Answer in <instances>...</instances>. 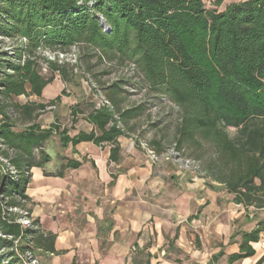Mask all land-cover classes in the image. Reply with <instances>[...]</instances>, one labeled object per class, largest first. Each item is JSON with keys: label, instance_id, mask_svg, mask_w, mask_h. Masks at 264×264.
<instances>
[{"label": "trees", "instance_id": "16d2710c", "mask_svg": "<svg viewBox=\"0 0 264 264\" xmlns=\"http://www.w3.org/2000/svg\"><path fill=\"white\" fill-rule=\"evenodd\" d=\"M6 42L9 51H0V247L10 250L6 256L0 251V264L56 253V234L35 227L38 219L22 225L14 211L31 200L27 190L34 167L55 175L45 169L52 157L44 144L56 127L34 122L46 105L15 103L30 122L21 130L9 111L13 97H40L52 82L53 76L40 72L42 50L67 52L80 45L102 59L133 65L141 87L179 107L174 141L202 160L208 185L220 183L246 212L264 211V0H236L222 10L203 0H0V46ZM50 64L67 76L62 65ZM120 81L105 92L110 105L73 107L74 114L88 110L94 129L74 136L63 130L64 147L107 141L110 159L119 160L118 138L150 108L147 101L124 108ZM81 164L68 158L65 166ZM263 229L260 220L243 233L240 252L230 261L252 255L250 243Z\"/></svg>", "mask_w": 264, "mask_h": 264}, {"label": "crops", "instance_id": "0c3cea01", "mask_svg": "<svg viewBox=\"0 0 264 264\" xmlns=\"http://www.w3.org/2000/svg\"><path fill=\"white\" fill-rule=\"evenodd\" d=\"M85 111L72 136L94 129ZM118 141L117 161L107 141H82L70 144L74 153L55 175L33 168L27 193L40 228L56 234L51 264H264V229L250 243L252 255L229 259L264 211L246 212L220 183L203 185L171 163L152 165L130 137ZM68 158L82 164L66 167Z\"/></svg>", "mask_w": 264, "mask_h": 264}, {"label": "rangeland", "instance_id": "374dc122", "mask_svg": "<svg viewBox=\"0 0 264 264\" xmlns=\"http://www.w3.org/2000/svg\"><path fill=\"white\" fill-rule=\"evenodd\" d=\"M203 1L207 7H218L222 10L227 4L236 0H222L219 6L215 5L217 0ZM9 48L10 43L6 42L0 46V51H9ZM37 61L41 67L40 72L44 76H53L52 82L44 88L43 94L40 97L36 95L13 97L10 100V105L12 106L9 108V111L15 122V128L21 130L30 124V122L20 114L14 104L44 103L46 105L44 110L38 111L34 122L39 123L43 129L56 127L54 128L56 132L44 144V150L50 153L52 157L51 161L45 165V169L50 173H58L59 164L64 162L68 155L74 153L70 144L67 147L63 146L60 133L63 130H68L69 135L72 136L73 130L76 128L75 124L83 118L78 115L79 113H73V107L79 104L81 108H84L100 103L103 97L107 98L106 93L109 85L117 80H121L123 90L121 91V95L126 97V101L123 103L124 108L146 101L149 102L148 105L150 107L141 118L130 122L125 136L132 138L135 146L142 151L144 150L139 146V140L141 139L152 140L160 134L157 139L165 147L175 140V127L180 113L179 107L165 97L157 99L154 93H150L141 87L138 84L139 78L133 69V65L119 63L108 58L102 59L98 52L84 46H79L75 50H69L64 55H57L51 51L42 50ZM50 61L62 65L66 69L67 76L64 77L58 70L54 71ZM51 101L54 102L52 103ZM183 147L186 154L194 156L186 145ZM39 155L37 152L38 158ZM203 174H205V171H203ZM190 175L194 180L200 179L203 185H207L210 180L206 177ZM24 203L26 206L23 210H14L21 215V217H17V221L25 225L22 223V219L24 218L30 221V224L27 225L32 226L33 221L38 219L36 215L32 214V208L37 203L32 202V200H26ZM29 209L30 211L28 212ZM35 227H40V222ZM9 250L5 246L0 247L3 255ZM52 257L42 252H37L35 257H29L28 254L27 256L21 255L24 264H51Z\"/></svg>", "mask_w": 264, "mask_h": 264}, {"label": "built area", "instance_id": "2783aa9c", "mask_svg": "<svg viewBox=\"0 0 264 264\" xmlns=\"http://www.w3.org/2000/svg\"><path fill=\"white\" fill-rule=\"evenodd\" d=\"M80 45H73L70 50H75ZM52 52V51H51ZM54 54H60L64 55V53L67 52H60L55 51L52 52ZM101 104H107L110 105V101L108 98L103 97V100L98 103V105ZM139 146L144 150L149 162L152 165H155L157 163H171L175 167H177L178 170L190 173L193 175H197L200 177H204L203 171H202V163L200 159H197L192 156H188L184 153L183 149H180L178 147L177 142H172L168 146L165 147V149L161 152H158L151 144V140L149 139H141L139 140ZM22 223L28 226L27 224H30L29 220L22 219ZM29 257H32V254H28Z\"/></svg>", "mask_w": 264, "mask_h": 264}]
</instances>
